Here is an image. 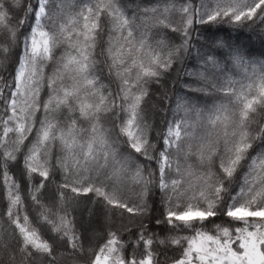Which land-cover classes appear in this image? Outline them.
<instances>
[{
	"label": "snow or ice",
	"instance_id": "6c2138e0",
	"mask_svg": "<svg viewBox=\"0 0 264 264\" xmlns=\"http://www.w3.org/2000/svg\"><path fill=\"white\" fill-rule=\"evenodd\" d=\"M224 28L264 0H0V264H264V60Z\"/></svg>",
	"mask_w": 264,
	"mask_h": 264
},
{
	"label": "trees",
	"instance_id": "16d2710c",
	"mask_svg": "<svg viewBox=\"0 0 264 264\" xmlns=\"http://www.w3.org/2000/svg\"><path fill=\"white\" fill-rule=\"evenodd\" d=\"M220 35L244 48L253 59L264 60V40H261L252 32L247 30L232 31L224 28L221 29Z\"/></svg>",
	"mask_w": 264,
	"mask_h": 264
}]
</instances>
